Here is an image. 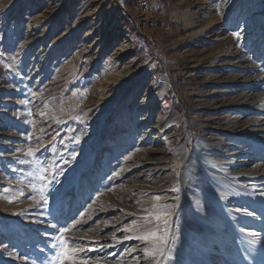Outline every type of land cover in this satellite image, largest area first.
<instances>
[{
  "label": "rangeland",
  "instance_id": "rangeland-1",
  "mask_svg": "<svg viewBox=\"0 0 264 264\" xmlns=\"http://www.w3.org/2000/svg\"><path fill=\"white\" fill-rule=\"evenodd\" d=\"M186 1L189 22L173 14L181 0H150L145 10L139 0H0V264H52L60 228L76 264H106L86 252L98 242H76L97 235L113 236L119 255L135 249L136 264L156 263L144 253L155 242L137 237L162 235L175 216L180 148H193L197 125L213 113L196 83L201 66L241 53L264 67V23L254 32L263 39L247 49L237 32L263 14L264 0ZM141 119L152 128L144 147ZM110 125L118 136L105 143ZM201 170L204 191L247 202L246 216L230 206L226 220L221 210L195 219L185 206L203 243L227 250L229 229L264 208V194Z\"/></svg>",
  "mask_w": 264,
  "mask_h": 264
},
{
  "label": "bare ground",
  "instance_id": "bare-ground-1",
  "mask_svg": "<svg viewBox=\"0 0 264 264\" xmlns=\"http://www.w3.org/2000/svg\"><path fill=\"white\" fill-rule=\"evenodd\" d=\"M181 4V10L173 8V14L182 11L189 22L191 15L189 5L186 0H181ZM263 23L264 12L256 15L254 19H248L239 24L237 32L241 34L242 42H244L242 45L246 47L245 49L251 44L260 43L259 41L263 39L262 35L254 37L256 35L254 32L258 31L257 29ZM235 55H223V59H217L210 65H203L200 68L201 74L196 83H199L201 88H205L204 95L211 98L212 108L210 109L213 113L209 119L219 126L205 124L204 122L209 120L205 118L204 122L197 125L201 136L195 135L193 148L191 150L180 148L185 162L181 171L182 190L174 218L161 227L160 234L165 235L166 232V243L163 245V255L158 253L155 257L152 256L155 264H264L263 207L259 209L258 206L259 211L255 208L254 216L249 217L240 227L234 225V229L232 227L229 229V236L233 238L227 240V250L222 248L224 245L222 246L221 243L217 250H214L211 244H204L203 238L192 228L194 226H190L184 218L187 205H189V214L195 219L213 218L217 211L221 210L226 220L230 206L246 216V199L237 200L230 195L227 196L223 191L210 193L199 187L198 182H201V177L197 174L203 172L201 168L204 169V167L214 173L219 172L232 178L258 194H264V67L251 63L245 64L241 53ZM207 73L208 76H206ZM143 111V107L138 109L139 113ZM109 115L110 113L108 117ZM169 117L172 118V116ZM192 123L194 125V122ZM138 127L142 132L140 141L144 147L148 143V135L152 128L148 127L145 120L138 124ZM111 128L112 125L107 128L105 143L111 142L113 134L118 136V131L114 133ZM208 131H214L216 134L211 139L210 137L203 138L202 136L205 133L208 134ZM207 151L214 153V156L208 158L205 155ZM185 190H190V195H187ZM233 200L235 202H231ZM230 219L231 217L227 221L230 222ZM222 226V223L217 222L214 226L215 231L220 232ZM39 227H41L40 230H35V232L42 231L43 233L44 227ZM236 227L241 228V231H238ZM70 234L75 235L76 233ZM220 235L215 234L214 241L220 242ZM81 241L98 242L95 249L90 245L86 252L90 255L102 253L103 262L106 264H111L116 257L119 261L116 264L140 262L133 254L135 249L127 255H119L115 250L116 247L113 249L115 242H113V236L97 235L91 238L84 236L76 238V242ZM212 252L216 254L214 257H211Z\"/></svg>",
  "mask_w": 264,
  "mask_h": 264
},
{
  "label": "snow or ice",
  "instance_id": "snow-or-ice-1",
  "mask_svg": "<svg viewBox=\"0 0 264 264\" xmlns=\"http://www.w3.org/2000/svg\"><path fill=\"white\" fill-rule=\"evenodd\" d=\"M29 154H31V150H29ZM41 178L44 179L43 176ZM41 198L45 199L43 196ZM133 224H135V221H133ZM68 230L69 229L67 228H60L59 234L56 236V240L59 241L58 247L60 250L52 258V264H61L62 261H66L67 264H76L77 250L69 246L68 237L64 235V233ZM137 238L145 242H155L153 247L144 248V253L146 256L151 255L155 257L158 253L160 255L164 254L163 245L166 243V232L165 235H158L155 232L146 233L142 236H138Z\"/></svg>",
  "mask_w": 264,
  "mask_h": 264
},
{
  "label": "built area",
  "instance_id": "built-area-1",
  "mask_svg": "<svg viewBox=\"0 0 264 264\" xmlns=\"http://www.w3.org/2000/svg\"><path fill=\"white\" fill-rule=\"evenodd\" d=\"M149 3H150V0H139V7L145 10L149 7Z\"/></svg>",
  "mask_w": 264,
  "mask_h": 264
}]
</instances>
